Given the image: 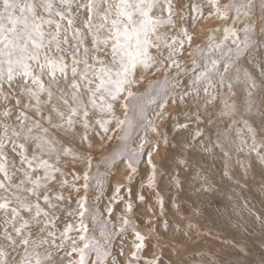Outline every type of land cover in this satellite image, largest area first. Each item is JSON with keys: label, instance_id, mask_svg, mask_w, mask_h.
<instances>
[{"label": "snow or ice", "instance_id": "snow-or-ice-1", "mask_svg": "<svg viewBox=\"0 0 264 264\" xmlns=\"http://www.w3.org/2000/svg\"><path fill=\"white\" fill-rule=\"evenodd\" d=\"M203 6L211 9L209 17L231 20L233 25L240 21L241 16L251 19L256 8L264 19V0H229L227 3L203 0L202 4L193 3L190 7L193 13L202 16ZM177 15L174 0H0V82L11 85L17 76L22 77L21 95L27 98L23 108L32 113L29 116L28 112L20 111L16 116V126L0 125L3 129L0 135V174L3 177L0 190L7 193L0 196V213L3 214L0 228L7 248L14 252L21 250L19 260L11 257L13 264H64V258L58 260L54 252H64L68 257L76 254L77 258L67 264H120L118 257L125 255L123 244L117 258H112L113 243L117 236L127 231L130 220L128 215L118 217L120 225L111 231L107 221L98 220V210L88 205L91 150L94 138L103 142L111 138V131H115L124 144L114 154L112 162L126 161L131 181L144 156L147 133L162 135L148 118L147 109L139 103H131L140 99L132 91L133 86L140 84L149 73L165 77L159 88H153L155 95L149 100V105H157L158 111L154 115L160 120L165 118L164 110L169 104L177 103V97L181 104L187 103V98L191 97L190 108L194 107L195 111L187 116V120L201 123V108L207 112L209 106L217 101L219 90L226 86L231 96L220 97L223 105L220 115L231 117V123L223 133L217 132L214 146L220 148L225 160L231 158V149L235 148L237 153H244L247 149V155L255 153L259 164L264 166V55L259 61L253 57L248 67L239 65L241 56L250 55L253 48L264 50V28L261 29V40L257 42L254 25L243 29V38L234 26L225 27L220 43L209 45L207 51L198 46L190 50L188 58L191 59L193 75L185 82L180 79L187 74L182 69L180 58L184 55L185 43L191 49L193 36L181 24L179 36L169 37V33L177 28ZM178 18L181 21L185 19L182 12ZM195 18L193 16V20ZM230 38L234 48L225 45ZM213 52L219 53V58L213 57ZM173 68L176 70L175 83L169 86L168 76ZM230 72L235 73L234 77L229 76ZM233 79L245 86L247 101L244 112L237 108L235 102H230L235 96ZM185 83L187 88L184 92L169 95L170 87L174 91ZM256 94L261 97L258 127H254V120L249 122L257 110L253 99ZM20 104L17 99L16 107L19 108ZM117 107L123 109V118L116 115ZM11 115L6 108L3 116L8 118ZM237 124L242 127L237 128ZM50 128L64 134L79 132V143L85 154H74L68 148L58 150L57 145L61 141L50 135ZM135 128L142 129L145 136L140 138L137 149L132 150L128 141ZM188 128L189 123L179 122L173 131L179 133ZM233 131L235 137L232 136ZM203 135L197 128L188 147H193ZM162 138L167 144V135ZM5 141L12 145L11 151L19 157L20 167L13 163L14 171L11 173ZM62 155L72 156L69 163L73 166L82 161L87 169L82 176L71 172L74 181L83 180L85 189V194L77 200V207L71 210L61 206L63 203L71 204L70 198L60 191H53L56 183L61 189L68 186L66 179L57 181L56 177L57 173L64 175L58 166ZM151 155L149 152L147 161L152 167L149 187L154 186L156 178ZM53 156L55 163H50ZM237 162L245 167L239 160ZM183 163L195 170L200 166V159L192 156ZM248 167L252 165L249 164L245 171ZM261 171L264 174V167ZM14 179L17 182L13 183ZM96 184L98 189L103 188V179L99 175ZM72 187L79 193V188L74 184ZM115 191L118 194L120 188ZM99 198L97 195L96 199ZM138 199L143 202L144 196L140 195ZM157 201L163 214V199L159 194ZM58 211L69 217L73 214L78 216V225L65 223L58 235L54 231L55 221L60 218ZM106 211L111 217L113 209L110 205ZM125 212H132L130 202L125 205ZM86 216L91 217L94 224L99 223V237L95 235L96 228H89L85 223ZM256 219L264 224L260 216ZM167 226L165 221V230ZM192 227L189 224V229ZM73 232L75 236L70 235ZM132 232L135 242L124 264H139V254L145 248L146 237L134 227ZM66 246L70 250L66 251ZM7 248L0 246V264H9L11 253ZM144 264H162V260L156 255L145 260Z\"/></svg>", "mask_w": 264, "mask_h": 264}, {"label": "rangeland", "instance_id": "rangeland-1", "mask_svg": "<svg viewBox=\"0 0 264 264\" xmlns=\"http://www.w3.org/2000/svg\"><path fill=\"white\" fill-rule=\"evenodd\" d=\"M227 2L229 0H221V3ZM193 3L202 4L203 0H174L175 10L178 13L176 18L177 28L169 33V37L179 36V28L183 24L188 29L189 34L193 36L191 49L185 43L184 55L180 58L182 69L187 73L182 75L180 79L185 82H187L190 75H193L191 73V59L188 58L190 50H194L198 46L207 51L209 50V45L220 43L223 40V30L225 27L231 28L234 26L239 36L243 38V29L248 25H254L256 32L255 40L257 42L261 40V29L264 28V19L261 18L259 8L253 10L251 19L241 16L240 21L233 25L231 20L223 21L215 16L209 17L208 13L211 9L207 6H203L202 16L193 13L190 7ZM185 5H188V7H185ZM181 12L185 17L183 21L178 18ZM193 16L196 17L195 20H193ZM216 32L222 33V38L217 42L209 44L212 33ZM225 45L226 47H235L232 45L231 38L225 42ZM259 51L264 55V50ZM259 51L255 48L251 50V52H254L261 59L262 55H258ZM247 55L241 56L239 60L240 66H249ZM212 56L219 58V53L213 52ZM197 59L199 60L198 56ZM175 74L176 70L173 68L171 74L168 76L169 86L175 83ZM234 75V72L229 73L230 77H234ZM164 79L163 75L154 76L149 73L140 84L134 85L132 88V91L140 99L131 103H139L147 109L148 118L157 125L162 135L155 136L150 131L147 133L148 144L144 148V156L137 165V172L131 176V181L128 179L129 169L126 167V161L117 160L115 163L112 162L114 154L119 152L123 147L124 140L120 139L115 131H111L109 133L111 138L105 139L103 142L94 138V147L91 150L92 166L90 182L87 190L88 205L98 210V220L100 222L107 221L109 230L111 231L115 230L114 226L119 227L120 220L117 219L118 217L128 215L130 220L127 231L121 236H117L114 240L112 258H117L118 250L122 243L125 255L118 257V260L120 264H124L135 242L132 232V228L134 227L136 231H139L146 237L145 248L139 254V264H144L145 260H151L156 255L161 257L162 264H207L204 262L205 258L216 264H223L226 257H230L237 250H241L242 255L245 254L239 258L246 260L245 262L248 264H264V245L258 242L257 238L228 237L224 231L212 226L206 219L202 220L195 216V213L200 210V206L204 203L213 208H219L222 204V198L214 195L211 188L214 181L210 180L209 175L199 174L202 171L201 162L200 166L195 170L183 163L186 159L190 160L192 156H196L197 158L202 156L199 150L194 147L189 148L187 139L183 137L188 134L193 136L196 129L199 128L204 135L196 141L198 144H203L204 139H201L203 137H207L210 140L216 138L211 125L220 118V112L223 107L218 111L214 105H210L207 112L201 108L202 122L197 124L194 119L191 121L187 120V116L195 111L194 107L190 108L192 104L191 97H188L187 103L184 104H181L177 97V103L169 104L164 110L165 118L163 120L157 119L154 115L158 111L157 105H149V100L155 95L153 88H159ZM232 83L234 85L233 91L235 92V96L231 97L230 102L239 100V102H236V105L242 112V110H245L244 103L246 101L244 99L247 100L245 86L237 84L234 79ZM0 84H2L0 86V125L16 126L18 123L16 116L19 115L20 111H26L29 116L32 115L30 111L23 108V105L27 101L24 104H20L19 108L16 107V100L18 99L17 88L19 85H22V77L17 76L11 85L5 82H0ZM186 88L187 83L176 88L174 91L170 87L169 95L176 96L177 93L184 92ZM221 96L224 98L231 96L226 86L219 90L217 101L220 106L219 100ZM257 96L259 97L260 95L258 94ZM6 108L12 113L8 118L3 116ZM116 115L123 118V109L117 107ZM130 115H135V113H130ZM237 117L238 119L240 118L239 116ZM227 118L230 121V117ZM179 122L189 123V128L187 130L182 129L179 133L173 131ZM44 126L48 127L47 124ZM49 133L61 141L57 145L58 150L62 151L63 148H68L74 154L81 156L85 154V149L73 138V134L58 133L57 130L51 128L49 129ZM2 134L3 129L0 128V135ZM122 135L123 133L120 134V136ZM163 135H167V144L163 142ZM144 136L145 132L140 128H135L131 131V139L128 143L132 150L137 149L140 138ZM191 139L192 137L189 140L191 141ZM5 143L8 145L5 149V154L8 156L9 171L11 173L14 171L11 167L13 163H16L17 167H20L19 157L11 151L12 145L7 141ZM153 146L157 147L153 148ZM149 152L152 154V164L156 168V178L153 187L148 186L149 177L152 174V167L147 162ZM29 154H31V149H29ZM71 159L72 156L62 155L58 166L62 169L64 175L60 176L59 173L56 174L57 181L66 179L68 186L61 189L59 183H56L53 187L54 192L60 191L66 198H70L71 204L63 203L61 205L69 210L75 209L77 207V200L85 194V189L82 186L83 180L74 181L71 172L75 171L77 175L82 176L83 172L87 170L86 165L82 161L77 162L73 166L69 163ZM50 163H55L54 156L50 159ZM19 175L20 173H17V176ZM98 175L103 179L102 189L97 188L96 177ZM2 178V174H0V179ZM15 182L17 181L14 179L13 183ZM177 183H179V187H177ZM73 184L75 188H79V193L72 187ZM117 187L120 188L118 194L115 191ZM202 187L205 189L202 190ZM129 189H131V192H129ZM157 194L163 199V214H161V205L157 201ZM3 195H7V193L0 190V196ZM97 195L100 196L99 200L96 199ZM140 195L144 196L143 202L138 199ZM113 197H116V199L114 200ZM129 202L132 204V212L126 214L125 205ZM54 203L60 202L54 201ZM109 205L113 209L111 217L106 211ZM57 215L60 218L55 221L56 228L54 231H57L58 235L65 223H72L73 225H78L79 223V217L75 214L69 217L63 211H58ZM2 220L3 214L0 213V224H2ZM165 221L168 224L167 230L164 227ZM85 223L88 224L89 228L95 227V235L99 237V223L94 224L91 217L88 216L85 218ZM189 224L193 225L191 229H189ZM170 226L175 227L177 232L168 233L167 231ZM70 235L75 236L76 233L73 232ZM240 243H246L247 246L242 249ZM0 246L7 248V241L2 238V228H0ZM255 247L258 251H256ZM7 250L11 253L9 264H13L11 260L12 256L16 257V260L20 259L21 250L15 252L11 248H7ZM65 250L70 249L66 246ZM40 251L43 252L44 249H40ZM54 255L58 260L60 257H63L64 264H67L69 260L77 258L76 254L68 257L65 256L64 252H54ZM112 258H110V261Z\"/></svg>", "mask_w": 264, "mask_h": 264}, {"label": "bare ground", "instance_id": "bare-ground-1", "mask_svg": "<svg viewBox=\"0 0 264 264\" xmlns=\"http://www.w3.org/2000/svg\"><path fill=\"white\" fill-rule=\"evenodd\" d=\"M221 38L222 33H212L209 44L215 41L217 42ZM262 54L263 53L259 51L258 55ZM253 57H256L257 61L260 60L254 52L247 55L249 61H251ZM21 88L22 85H19L17 88V96L21 104H24L27 100L25 96L21 95ZM202 95L201 93V96ZM257 95L258 94L253 97L257 105V110H254L253 115L249 118L250 123L253 120L255 121L254 127H258L260 122L258 106L261 97ZM244 101L247 100L244 99ZM234 102H239V100ZM244 105L243 106L246 108V102ZM214 106L218 111L223 107L222 104L220 106L218 101ZM242 112L244 111L242 110ZM245 115H247V113H245ZM227 117L229 116H220V118L211 125L214 129L215 136L218 131L223 133L227 125L231 123V117L230 121H228ZM236 127L240 128L242 125L237 124ZM232 136L235 137V131L232 132ZM191 137L192 135L188 134L183 138L187 139L189 142ZM73 138L79 142L80 133L77 132ZM201 139H204L202 145L196 142L193 146L202 154V156L199 157L202 164V171L199 174L209 175L210 180L214 181L211 187L212 191L214 195L222 198V204L219 208H213L204 203L200 206V210L195 213V216L202 220L206 219L212 226L224 231L225 235L228 237H254L257 238L258 242L264 245V224L261 223V220L256 219L257 216L264 219V174H262L261 171V168L264 166L259 164V161L255 158V153L248 156L247 149H245L244 153H237L235 148H233L230 150L231 158L225 160L220 148L214 146L216 138L210 140L207 137H203ZM205 147L208 149L207 151H205ZM238 160L242 162L245 167H241V164L237 162ZM249 164H251L252 167H248L247 171H245ZM226 171L228 173L227 175H225ZM204 189L205 188L202 187V190ZM167 232L176 233L177 229L170 226ZM240 244L242 249L247 246L246 243ZM256 251H258V249H256ZM243 255L241 254V250H237L235 253H232L230 257H226L223 264H248L245 262L246 260H241L239 258ZM204 262L207 264H216L208 261L206 258Z\"/></svg>", "mask_w": 264, "mask_h": 264}]
</instances>
